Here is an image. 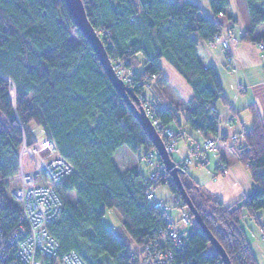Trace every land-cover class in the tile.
Returning <instances> with one entry per match:
<instances>
[{
  "label": "trees",
  "instance_id": "1",
  "mask_svg": "<svg viewBox=\"0 0 264 264\" xmlns=\"http://www.w3.org/2000/svg\"><path fill=\"white\" fill-rule=\"evenodd\" d=\"M246 3L249 26L241 41L264 44V35L256 34L264 26V0ZM83 4L95 31L108 36L103 41L110 60H121L134 72L133 93L143 106L144 90L153 80L160 89L169 84L162 59L194 90L184 123L183 110L161 109L148 99L164 127L177 125L179 134L189 129L205 137L218 133L220 121L212 117L211 108L224 89L218 71L203 65L199 45L223 31L221 14L232 19L230 0H211L212 15L191 0H83ZM74 34L76 44L71 41ZM253 119L244 142L234 144L255 183L246 201L225 206L187 171L180 174L200 217L231 264H258L241 225L244 215L256 220L264 233L257 215L264 211V119L257 111ZM34 128L41 129L42 140L53 139L76 170L61 184L63 214L49 227L62 254L74 252L84 264H134L135 252L104 225L106 209L114 211L132 242L142 247L164 223L163 213L147 198L151 189L168 185L180 206L186 207L173 180L154 183L152 167L145 166L149 170L145 175L137 165L123 172L116 164L114 156L124 146L134 154L156 149L79 31L66 0H0V193L4 205L0 224L6 231L22 215L8 194L9 183L3 180L18 174L23 137L30 145L41 140ZM72 193L73 202L67 198ZM188 216L194 230L187 238L185 259L188 264H215L220 260L217 250L191 211Z\"/></svg>",
  "mask_w": 264,
  "mask_h": 264
},
{
  "label": "built area",
  "instance_id": "2",
  "mask_svg": "<svg viewBox=\"0 0 264 264\" xmlns=\"http://www.w3.org/2000/svg\"><path fill=\"white\" fill-rule=\"evenodd\" d=\"M101 34L103 39L108 40L106 33ZM239 43L240 40L232 31H224V29L209 42L210 45L220 44L229 56H232L233 50ZM257 47L264 55V44L259 43ZM232 59L233 57L228 60ZM111 62L118 77L130 90H133L134 72L129 73L130 70L121 60ZM144 109L154 128L162 134L167 152L169 155L174 154L179 133L163 126L155 117L150 103L145 104ZM211 111L212 117H220L214 107ZM180 136L187 135L182 132ZM238 139V136L230 138L234 144ZM23 140L18 160V174L3 180L5 183L18 184L17 187H10L8 194L19 204L22 216L15 227L8 231L0 224V264H84L74 252L62 254L61 245L49 232V227L63 214L65 202L60 192L61 184L72 176L76 171L75 167L59 152L53 139L44 138L35 145L28 144L25 136ZM203 143L202 147L192 144L188 158L176 163L177 167L187 169L191 159H195L197 164H205L209 153H219L224 144L220 132L208 134ZM145 156L142 160L145 166L147 164L155 169L150 176L155 184L161 179L166 182L172 180L157 150L147 152ZM25 158L30 161L28 168L25 166ZM147 198L153 202L155 209L163 213L164 223L159 225L156 234L146 239L141 249L135 252L133 263L188 264L184 256V248L187 246V238L194 230L193 220L187 215L182 216L179 222L172 219L169 206L164 200L157 198L155 189H151ZM3 206V196L0 193V212ZM177 224H180V227ZM215 264H224V262L220 258Z\"/></svg>",
  "mask_w": 264,
  "mask_h": 264
},
{
  "label": "crops",
  "instance_id": "3",
  "mask_svg": "<svg viewBox=\"0 0 264 264\" xmlns=\"http://www.w3.org/2000/svg\"><path fill=\"white\" fill-rule=\"evenodd\" d=\"M191 1L199 5L206 14L212 15L211 0ZM230 3L232 19L224 15L220 20L224 31H232L240 40L238 47L232 52L233 59L228 60L227 52L220 44L210 45L204 42L199 45V57L203 65L218 71L224 89L222 97L215 103L220 115L218 132L224 136V144L219 153H209L206 164H197L195 159H191L194 163L188 164L187 173L204 191L217 196L225 206L233 207L246 201L255 185L251 173L244 162L240 161L236 145L230 138L238 136V145L244 142L242 140L245 132L250 131L254 125V111L264 119V55L257 45L241 41L249 26L246 0H230ZM256 34L264 35V26L258 28ZM138 58L143 61L142 55ZM161 65L169 84L160 89L153 80L144 90V94L149 99H154L161 109L172 107L183 110L184 117L180 115V119L181 123H184L183 120L189 113L185 111V107L194 97V90L166 59H162ZM170 128L175 133L179 131L175 125ZM186 135L177 137V150L173 154L176 163L188 158L192 144L202 147L206 138L204 134L189 129ZM129 168H125V171ZM257 215L260 223H264V211H259ZM241 225L245 229L258 264H264L262 226L249 215H244Z\"/></svg>",
  "mask_w": 264,
  "mask_h": 264
},
{
  "label": "water",
  "instance_id": "4",
  "mask_svg": "<svg viewBox=\"0 0 264 264\" xmlns=\"http://www.w3.org/2000/svg\"><path fill=\"white\" fill-rule=\"evenodd\" d=\"M66 5L67 9L70 11L73 21H75L77 24L79 31H81L84 38L89 41L93 51L96 53L99 61L102 63L110 82L113 84L117 92L122 95L132 114L135 115L139 123L146 130L150 140L155 146V149L158 151L159 155H161L163 165L166 167V170L169 171L175 186L178 188V195L182 197L185 206L191 211L193 218H195L199 228H203V230L206 232L211 245L217 250L219 256L221 259H223L224 264H231V261L228 258L225 250L222 249L218 240L214 238L209 229L206 227L203 218L200 217L197 208L194 206L192 198L189 197L185 186H183L180 174H183L185 170L177 167L175 161L167 152L166 145L164 144L161 135L151 123L148 114L145 112L144 106L140 102V98L134 96L133 90H130L126 83L120 79L117 73L114 71L108 51H106L104 41L100 39V36L98 35L97 31H95L91 21L89 20L83 0H66Z\"/></svg>",
  "mask_w": 264,
  "mask_h": 264
},
{
  "label": "rangeland",
  "instance_id": "5",
  "mask_svg": "<svg viewBox=\"0 0 264 264\" xmlns=\"http://www.w3.org/2000/svg\"><path fill=\"white\" fill-rule=\"evenodd\" d=\"M97 33L100 36V39L103 40L102 34L100 32H98V31H97ZM71 41L74 42L75 44L78 43L77 35L74 34L72 39H71ZM129 73H133V71H129ZM142 98H144L145 103L147 104L149 98L145 94L143 95ZM150 105H151V103H150ZM177 128H178V126L176 125V129ZM34 129L36 130L37 136H39V139H41L40 141H42V131H41V129H39V128L38 129L34 128ZM158 133L162 137V134L160 132H158ZM179 136H180V134H179ZM176 140H177V138H176ZM176 150H177V145H176ZM172 156H173V154L171 155V157ZM114 157H115L116 163H117L118 167L121 169V171H125V168H129V167L131 168L132 166L134 167L135 165H137V166L141 167V169L143 170L145 175L149 173L148 167H145V164L142 161L146 157L144 153L134 154L132 151H130V149L128 147L124 146V148L119 150ZM160 157H161V155H160ZM172 159H173V157H172ZM24 161H25L26 168H28V165L30 163L29 159L25 158ZM191 162H190L191 164L194 163L193 161H191ZM149 167H151V166H149ZM182 169L187 171V169H185V168H182ZM0 183H2V180H0ZM17 185L18 184L15 183V182L9 183V188L10 187H17ZM155 191H156L157 198H160V199L164 200L167 203V205L169 206L170 214L172 216V219H174L175 221L179 222L182 216H184V215L188 216V212L190 210L188 209V207L184 208V207L180 206V202H179L178 198L172 193L171 188L168 185L157 186V189H155ZM67 198L70 201L73 202V200L75 199L74 193H72V195L67 197ZM103 222H104L105 226H107L110 230H112L113 232L118 234V236L127 245H129V247L131 248V250L133 252H138L141 249V247H138L134 242H132V239L129 236L128 232L124 231V229H123V227L121 225V222L118 220V218H117L116 214L114 213V211L106 209V214H105V217L103 218ZM177 225L179 226L180 224H177ZM193 226H194V224H193ZM212 247H214V246H212Z\"/></svg>",
  "mask_w": 264,
  "mask_h": 264
}]
</instances>
